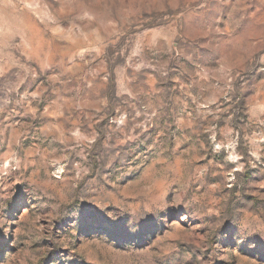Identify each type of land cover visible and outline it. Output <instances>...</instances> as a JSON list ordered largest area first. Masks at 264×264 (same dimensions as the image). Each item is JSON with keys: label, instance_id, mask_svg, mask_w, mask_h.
Masks as SVG:
<instances>
[{"label": "rangeland", "instance_id": "obj_1", "mask_svg": "<svg viewBox=\"0 0 264 264\" xmlns=\"http://www.w3.org/2000/svg\"><path fill=\"white\" fill-rule=\"evenodd\" d=\"M0 264H264V0H0Z\"/></svg>", "mask_w": 264, "mask_h": 264}]
</instances>
